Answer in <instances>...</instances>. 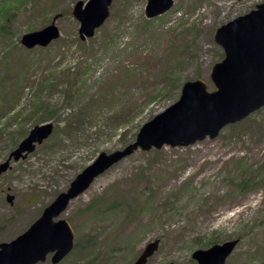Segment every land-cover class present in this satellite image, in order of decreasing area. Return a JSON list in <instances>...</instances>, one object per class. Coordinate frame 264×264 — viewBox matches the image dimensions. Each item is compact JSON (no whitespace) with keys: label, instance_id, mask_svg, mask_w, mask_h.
Listing matches in <instances>:
<instances>
[{"label":"rangeland","instance_id":"rangeland-1","mask_svg":"<svg viewBox=\"0 0 264 264\" xmlns=\"http://www.w3.org/2000/svg\"><path fill=\"white\" fill-rule=\"evenodd\" d=\"M78 1L0 0L11 17L9 34L0 33V165L36 125L55 126L0 177V243L25 232L101 153L133 144L186 82L202 79L212 92V68L224 58L217 29L264 3L174 0L149 21L148 0H115L95 37L81 41ZM55 17L60 39L46 49L21 45ZM238 162L251 172L240 175ZM263 164L264 110L214 140L138 150L61 215L80 247L60 264H133L155 239L161 244L147 264H196V250L231 239L241 242L226 264H264V187L238 193L225 180L254 177Z\"/></svg>","mask_w":264,"mask_h":264},{"label":"water","instance_id":"water-1","mask_svg":"<svg viewBox=\"0 0 264 264\" xmlns=\"http://www.w3.org/2000/svg\"><path fill=\"white\" fill-rule=\"evenodd\" d=\"M113 1H79L75 5L73 14L81 24V40L93 37L105 23ZM173 4V0H148L146 16H159ZM59 37L60 30L54 21L42 30L25 34L21 43L28 49L47 47ZM215 40L224 48L225 59L213 67L211 80L214 92H208V84L201 79L185 83L180 100L145 124L133 144L122 151L100 154L74 179L67 191L45 209L27 232L10 243L0 244V264H37L46 262L50 253H54L53 264L61 262L74 249V232L66 220L56 222L55 219L98 176L140 148L149 151L164 145L184 147L208 136L215 139L227 125L238 123L264 107V4L219 28ZM53 128L52 124L34 127L8 160L0 165V175L10 168L12 159L26 158L37 144L48 139ZM7 199L13 202L12 196ZM238 242L233 240L207 250H197L192 258L197 264H225ZM159 243L157 239L147 245L135 264H146L158 251Z\"/></svg>","mask_w":264,"mask_h":264},{"label":"trees","instance_id":"trees-1","mask_svg":"<svg viewBox=\"0 0 264 264\" xmlns=\"http://www.w3.org/2000/svg\"><path fill=\"white\" fill-rule=\"evenodd\" d=\"M5 4H6V2H2L1 3L2 7H0V9H2V11L0 10V33H3V35L9 34V32H10V28L7 30V27L4 26V24H5L4 22H5V19L11 18L10 13H8L9 9L5 8L6 7ZM20 4H22V2L17 1V5H20ZM6 21L9 22V19H7ZM10 49H12V48H10ZM179 83H180V81H179ZM237 125H239V124H237ZM237 125H234V126H237ZM237 164H238L237 169H241V170L245 169L242 173L240 172V175L243 173L251 172V169H248L245 165L242 166L241 162H238ZM252 170H254V174H255V175H253L254 177H250V176L247 177L245 175L240 180H239V178H237L238 180H235L233 178H229V176L226 177L225 180H226V182H229L231 184L233 192H238V193L243 192L244 193L247 191H252V190H256V189H259L261 187H264V182L261 181L262 177H259V174L261 175L264 173V164H263V166H258L256 169L253 168ZM114 206H116V205H114ZM92 207L94 209V205H92ZM79 247H80V245H77V249Z\"/></svg>","mask_w":264,"mask_h":264}]
</instances>
